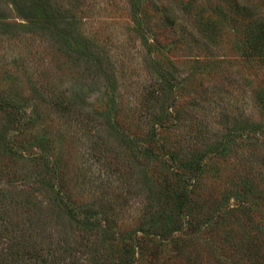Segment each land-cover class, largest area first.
<instances>
[{"label": "rangeland", "instance_id": "374dc122", "mask_svg": "<svg viewBox=\"0 0 264 264\" xmlns=\"http://www.w3.org/2000/svg\"><path fill=\"white\" fill-rule=\"evenodd\" d=\"M62 1L114 78L95 84L60 38L20 27L12 13L0 21V99L36 119L18 141L42 137L31 151L52 156L60 185L93 217L77 233L87 230L93 249L106 245L107 264H264V48L250 49L234 0ZM245 1L264 20V0ZM217 6L232 19L208 37L203 27L221 24ZM57 92L77 114L50 110ZM107 105L123 136L102 125ZM88 115L101 125L89 122L102 130L93 140ZM203 124L230 146L205 160L193 186L185 171Z\"/></svg>", "mask_w": 264, "mask_h": 264}, {"label": "trees", "instance_id": "16d2710c", "mask_svg": "<svg viewBox=\"0 0 264 264\" xmlns=\"http://www.w3.org/2000/svg\"><path fill=\"white\" fill-rule=\"evenodd\" d=\"M234 2V7H238L245 21L247 39L251 42L250 49H257V46L259 49L264 48V20L252 18L253 10L245 0ZM63 3L62 0H0V21L8 20L11 17L9 14L16 13L22 20L20 27L34 31L44 30L42 32L60 38L65 50L72 52L95 84L101 85L112 80L114 78L112 70L96 53L92 43L85 39L78 29L76 16ZM131 6V11L138 17L136 11L139 4L132 1ZM217 11L221 24L202 29V33L208 37H217L221 32L226 33L223 26L232 19L221 6H217ZM171 19L174 21L173 17ZM133 20L139 27L142 26L141 17ZM146 41L149 42L145 39ZM210 61L212 60L199 59L198 63L206 67L205 63ZM221 98V95L217 94L207 99L210 102H217L222 100ZM71 100L72 96L63 92L49 93L46 97L50 110L64 119L77 114ZM107 108L108 105L106 109L98 110V114L104 119L102 125L111 128V132L115 131L119 136H123L115 118L108 114ZM9 114H14L15 120L23 126L18 129L11 127L10 120L7 119ZM27 117L20 106L0 99V264H107L106 245L93 249V241L88 231L77 233L75 230L77 226L85 228L92 224L93 217L87 210L85 211L83 203L74 202L60 185L56 161L47 152L31 151V147L40 144L42 137L33 135L28 140L18 141L20 136L16 134L22 131L20 128H28L31 123L34 126L36 119ZM87 121L85 129L76 125L77 130L84 129L86 137L91 140L97 135H102V130L89 125V122H94L93 124L99 127L101 126L99 122L89 115ZM206 128L207 125L203 124L197 131L198 135L196 134L195 142L191 145V157L186 165L185 172L195 177L193 186L198 182L197 178L205 172L207 165L205 160L214 154V157L218 154L223 155L230 146L229 140L211 141ZM22 141L24 145H21ZM139 148L142 149V153L155 156L152 147ZM176 200L179 206H183L186 201L185 194L183 196L177 194ZM97 220L101 222V219ZM109 264L127 263L124 260Z\"/></svg>", "mask_w": 264, "mask_h": 264}]
</instances>
